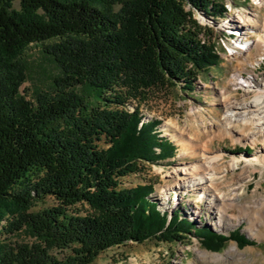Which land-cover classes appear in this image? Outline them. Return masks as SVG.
Returning a JSON list of instances; mask_svg holds the SVG:
<instances>
[{"label":"trees","instance_id":"trees-1","mask_svg":"<svg viewBox=\"0 0 264 264\" xmlns=\"http://www.w3.org/2000/svg\"><path fill=\"white\" fill-rule=\"evenodd\" d=\"M193 10L223 14L208 0H0V236L26 230L32 238L0 239V264H93L115 247L192 235L215 252L229 240L251 244L240 231L223 236L159 210L153 185L122 187L177 151L129 101L194 92L221 64L213 31ZM33 45L44 46L59 75L28 100L21 88ZM47 197L56 206L32 211Z\"/></svg>","mask_w":264,"mask_h":264},{"label":"rangeland","instance_id":"rangeland-1","mask_svg":"<svg viewBox=\"0 0 264 264\" xmlns=\"http://www.w3.org/2000/svg\"><path fill=\"white\" fill-rule=\"evenodd\" d=\"M208 2L212 7H223L222 17H209L199 10H193V13L202 26L213 31L217 42L226 35L224 29H221L222 26L231 23L224 15L227 6L232 5L231 13L235 20V16H241L235 10L239 9L240 5L252 14L245 16L264 23V6L255 7L251 0ZM15 7L19 9V2L15 3ZM190 9L192 8L189 6L188 10ZM262 29V26L254 28L250 25L245 27L244 31L258 36L263 33ZM216 41L211 42L215 47ZM217 54L219 55L218 52ZM257 55V52L249 54L248 58L219 55L220 66L203 74L194 92L178 87L152 91L144 100L129 101L127 107L130 111L138 108L145 121L160 123L158 128L161 137L169 139L177 151L175 158L146 164L140 173L122 180L123 188L153 185L152 200L163 212L179 211L197 228L207 227L223 236L240 231L251 244L239 247L237 242L229 240L223 250L215 252L206 247L200 238L192 235L175 244L148 241L144 244L130 243L127 246L115 247L101 254L93 264H264V239L252 236L261 235L264 229V166L256 164L252 168L245 167V162L255 157L262 160L264 148L260 141L254 142L251 138L239 141L243 127H233L230 135H226L222 126L228 104L243 100L250 102L253 98V92L250 96H245L244 89L235 86L237 76H252L254 84L264 88V61L257 60ZM25 59L28 81L22 86L21 92L31 100L38 91L47 90L53 85L59 70L53 58L44 53L43 45L31 46ZM215 155H221L222 161L217 163L218 175L214 184L206 182L204 190L202 185L197 186V189L190 188L187 182L180 181L185 177L181 173L183 168L202 164L206 157ZM238 157L242 159L243 164L236 169H230L233 159ZM197 177L208 175L201 173ZM191 178L189 180H192ZM217 188L227 194L226 199L234 197L236 203L235 207L229 208V215L234 219L225 221L221 226L218 225L219 215L215 213L216 210L211 211L210 208L211 198L219 196ZM242 205L250 209V218L254 223L251 232L248 231L249 222L241 214L239 206ZM54 206L56 201L47 197L35 203L32 211L39 212ZM77 209L86 210L82 206ZM5 235L0 236L4 243L24 244L32 241L30 233L26 230L14 235ZM234 246L236 251L229 254L228 251Z\"/></svg>","mask_w":264,"mask_h":264},{"label":"bare ground","instance_id":"bare-ground-1","mask_svg":"<svg viewBox=\"0 0 264 264\" xmlns=\"http://www.w3.org/2000/svg\"><path fill=\"white\" fill-rule=\"evenodd\" d=\"M252 5L255 7L264 6V0H251ZM232 5L227 6V11H225L226 19L229 18L231 23L223 25L221 29H224V37L220 38L217 42L215 40V35H213V41H216V51L219 55H226L230 58H248L249 54L257 52V60L264 61V29L261 35L256 36L255 33L249 34L245 32L244 28L251 25L254 28H264V23L258 19L252 20V18L245 16L249 15L251 12L246 11L247 9L239 5V9H235L241 16H235L237 20L232 17ZM235 21V22H234ZM252 22V23H250ZM223 31V32H224ZM222 32V31H221ZM205 40V38H204ZM206 42V41H205ZM257 42V45H256ZM256 85V86H255ZM235 86L239 89H244L245 96H250L253 92L252 101H242L234 102L227 105V114L225 115L224 123L222 124L224 133L230 135L233 127H243L241 132V138L239 141H244L249 138L253 139L254 142L260 141L261 146L264 148V88H260V85L254 84V79L251 77H240L237 76L235 79ZM262 87V86H261ZM222 161L221 155H215L205 158V162L202 164L194 165L191 168L185 167L181 170V173L185 175L180 181L187 182L190 188H196L197 186L206 189V182H214L217 180V163ZM242 159L234 158L230 169H236L241 166ZM245 167L252 168L256 164L264 166V158L259 160L255 157L251 161L245 162ZM207 174L208 177H197L199 174ZM190 175V177H188ZM191 176L193 178H191ZM197 177V178H196ZM192 180H189V179ZM188 187V186H187ZM188 187V188H189ZM197 189V188H196ZM218 197L211 198V211L216 210L215 213L219 215L218 225H222L225 221L234 219V217L229 215V208L235 207V198L226 199L227 194L223 193V190L217 188ZM241 209V214L244 219L249 222L248 231H252L254 227L253 220L250 218V209L246 205L239 206ZM261 235H252L253 237H258L264 239V229L260 233ZM236 251V247H232L229 254Z\"/></svg>","mask_w":264,"mask_h":264},{"label":"built area","instance_id":"built-area-1","mask_svg":"<svg viewBox=\"0 0 264 264\" xmlns=\"http://www.w3.org/2000/svg\"><path fill=\"white\" fill-rule=\"evenodd\" d=\"M256 45H257V42H256Z\"/></svg>","mask_w":264,"mask_h":264}]
</instances>
